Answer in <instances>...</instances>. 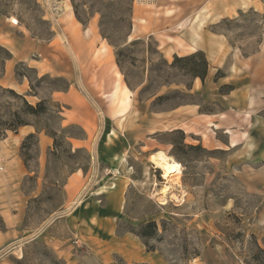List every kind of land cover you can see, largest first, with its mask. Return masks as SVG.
<instances>
[{
	"label": "rangeland",
	"instance_id": "rangeland-1",
	"mask_svg": "<svg viewBox=\"0 0 264 264\" xmlns=\"http://www.w3.org/2000/svg\"><path fill=\"white\" fill-rule=\"evenodd\" d=\"M244 1L0 0V264H264V161L225 129L260 132L216 103L180 112L203 60L170 53L194 26L255 52L264 0ZM9 90L46 110L8 129Z\"/></svg>",
	"mask_w": 264,
	"mask_h": 264
},
{
	"label": "crops",
	"instance_id": "crops-1",
	"mask_svg": "<svg viewBox=\"0 0 264 264\" xmlns=\"http://www.w3.org/2000/svg\"><path fill=\"white\" fill-rule=\"evenodd\" d=\"M256 0L242 2L238 8L254 7L259 10V4ZM70 21L74 19L72 8H68ZM232 15V13L230 14ZM185 30V27L182 31ZM182 40V47L174 45L170 53L178 55H187L195 51H202L208 61V70L202 79L195 76L192 80L190 92L200 95L201 101L192 105V107L178 110L181 112L189 111L193 115L216 116L224 111H215L203 113L200 111L204 103H216L222 110L235 108L250 117V121L242 130H252L260 132L259 138H250L245 132L244 139L239 143L236 135L231 128H226L225 132L230 135V146L240 145L244 150L252 152L255 157L254 162L264 161V37L258 45L255 52L243 54L240 49L230 48L226 37L221 33L210 31L205 26H194L187 28L179 35ZM170 42L167 41L166 44ZM187 46L186 50L184 47ZM183 50V52H181ZM182 53V54H181ZM48 66L47 59H42L38 69ZM223 71V74H219ZM215 128L217 124L211 123ZM35 129L24 126L22 133L34 132Z\"/></svg>",
	"mask_w": 264,
	"mask_h": 264
},
{
	"label": "trees",
	"instance_id": "trees-1",
	"mask_svg": "<svg viewBox=\"0 0 264 264\" xmlns=\"http://www.w3.org/2000/svg\"><path fill=\"white\" fill-rule=\"evenodd\" d=\"M78 18H79V16H78ZM198 57L202 58L204 68H203V70L196 72L195 76H198V77L203 79L205 77L206 73H207V70H208V61H207V59L204 56V53L202 51H196L195 53H193L191 55L184 56V57L176 56V59L177 60H179V59H190V58L194 59V58H198ZM9 91L11 93H13L14 95H16L17 97H22V95L17 94L13 90H9ZM22 98L24 100L25 106H24L22 111H20V112L19 111H15L12 114L13 118L9 122L8 129L16 131L18 126H22V125L28 124V122H26V120L22 116L23 114L31 113V114L38 115V114H40V112H44L46 110V108L44 106V103L42 101L37 103L36 105H33V104H30L24 97H22ZM51 133H52V136L55 137V141H56L55 144H57L58 140H57L56 132H51ZM29 136L30 137L34 136V134L32 133ZM192 147H195V146H192ZM155 225H156V223L153 222V221L148 222L147 224L142 226V230H141V232L139 234L141 236L149 235L148 229L153 228Z\"/></svg>",
	"mask_w": 264,
	"mask_h": 264
},
{
	"label": "bare ground",
	"instance_id": "bare-ground-1",
	"mask_svg": "<svg viewBox=\"0 0 264 264\" xmlns=\"http://www.w3.org/2000/svg\"><path fill=\"white\" fill-rule=\"evenodd\" d=\"M151 159L158 168L163 170L166 178L181 172L180 163L175 160H171L170 157L165 154L154 153L152 154Z\"/></svg>",
	"mask_w": 264,
	"mask_h": 264
}]
</instances>
